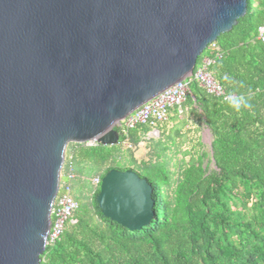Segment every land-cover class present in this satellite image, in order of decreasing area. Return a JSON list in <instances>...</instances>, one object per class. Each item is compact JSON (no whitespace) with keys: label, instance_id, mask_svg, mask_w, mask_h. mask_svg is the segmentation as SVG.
Wrapping results in <instances>:
<instances>
[{"label":"water","instance_id":"water-1","mask_svg":"<svg viewBox=\"0 0 264 264\" xmlns=\"http://www.w3.org/2000/svg\"><path fill=\"white\" fill-rule=\"evenodd\" d=\"M247 0H0V264H40L69 144L118 146L117 125L193 75ZM102 215L155 212L134 171L101 180Z\"/></svg>","mask_w":264,"mask_h":264},{"label":"trees","instance_id":"trees-1","mask_svg":"<svg viewBox=\"0 0 264 264\" xmlns=\"http://www.w3.org/2000/svg\"><path fill=\"white\" fill-rule=\"evenodd\" d=\"M259 27H264V0H247L246 15L216 41L221 57L208 49L198 59H214L209 68L214 80L226 94L245 95L252 106L236 112L191 83L184 115L205 126L212 140L209 150L198 142L176 171L161 155L146 161L131 152L122 156L125 137L118 146L68 145L66 172L76 179L102 180L111 170L134 171L152 185L155 215L148 226L132 232L102 215L100 185L90 196L81 192L74 197L73 222L47 247L40 264H264V44L256 39ZM172 113L184 116L176 109ZM151 131L148 125L136 126L129 143L137 147L153 141Z\"/></svg>","mask_w":264,"mask_h":264},{"label":"built area","instance_id":"built-area-1","mask_svg":"<svg viewBox=\"0 0 264 264\" xmlns=\"http://www.w3.org/2000/svg\"><path fill=\"white\" fill-rule=\"evenodd\" d=\"M256 39L264 44V27H259L257 30ZM210 49L216 53L215 57L220 58L221 53L219 46L216 42L212 43L207 50ZM214 63V59L203 57L193 72V75L185 80L179 81L167 88L147 103L143 104L125 119H123L117 128L120 129V142L121 137H125L122 145L131 148L129 143V131L138 125H148L152 131L148 134L156 136L158 134L157 128L168 121L172 110L176 109L178 115H184V103L190 94V84L196 82L208 95L221 98L226 95L224 88L217 83L211 75L209 68ZM224 101V100H223ZM69 178H74L73 174H69ZM100 178L98 176L91 179V184L94 188L100 185ZM78 209V203L72 195L71 184H60L58 195L55 199L51 218L52 224L48 234L47 247L53 246L61 238L68 223L73 222V216Z\"/></svg>","mask_w":264,"mask_h":264},{"label":"rangeland","instance_id":"rangeland-1","mask_svg":"<svg viewBox=\"0 0 264 264\" xmlns=\"http://www.w3.org/2000/svg\"><path fill=\"white\" fill-rule=\"evenodd\" d=\"M207 51V50H206ZM174 115V114H173ZM184 119V120H183ZM170 120H172L175 124V127L181 131V135L178 137L174 134L172 135H163L162 133L159 134V139L156 136H149V139H153V141L150 142H144L140 143L137 147H126L124 145L121 146V153L122 156L126 157V155H129V153H133L136 160H148L149 155H161L167 162H168V168L170 171H176L179 162H187L189 160V157L192 152H195L193 148L197 145L198 142L202 140L203 146H205L206 150H209V145L211 143V137L209 134H205L203 139L197 138L196 135L198 134H188L185 125L182 123V121H188L187 123L189 126H191L192 121L187 118V116H183L182 118H174L170 117ZM175 128V129H176ZM158 129H162L161 126L158 127ZM192 131V130H191ZM197 131V130H196ZM71 144H69L70 146ZM67 150L65 153V162L64 167L61 172V182L62 183H69L71 184V190L72 195L75 197V195L83 192L85 196H90L92 191L94 190L93 185L91 184V178H83V179H76L69 178L70 170L65 171V165L67 164ZM124 160V159H123ZM73 174V173H72ZM75 176V175H74Z\"/></svg>","mask_w":264,"mask_h":264},{"label":"crops","instance_id":"crops-1","mask_svg":"<svg viewBox=\"0 0 264 264\" xmlns=\"http://www.w3.org/2000/svg\"><path fill=\"white\" fill-rule=\"evenodd\" d=\"M185 110H187V109H185ZM173 116L174 115L171 112V115L169 116L168 121L160 125L162 129L160 130V129L157 128V130H158V134H157L158 139L160 137L159 136L160 133H162L163 135H172V134H174L177 137L179 135H181V131H179V129H177L175 127V125H174L175 123L172 120H170V117H173ZM191 124L192 125L189 126V124L187 123L185 125V127H184V128H186L188 134H191V133L198 134V135H196V137L199 136L197 138H200V140H201V138L203 139L205 134H209L210 135L209 130L205 126H203L202 124H197V122H195V121H192ZM210 137H211V135H210ZM200 142H202V140ZM209 147H210V145H209Z\"/></svg>","mask_w":264,"mask_h":264},{"label":"clouds","instance_id":"clouds-1","mask_svg":"<svg viewBox=\"0 0 264 264\" xmlns=\"http://www.w3.org/2000/svg\"><path fill=\"white\" fill-rule=\"evenodd\" d=\"M223 79L225 81H229L231 80V77L228 75H225L223 77ZM224 102L227 104L228 107H230L231 109L235 110L236 112H241L244 109H250L251 108V104L248 100V98H246L245 95L243 94H236L234 92H229L228 94H226L223 97Z\"/></svg>","mask_w":264,"mask_h":264}]
</instances>
